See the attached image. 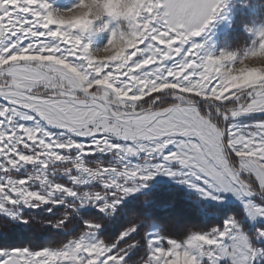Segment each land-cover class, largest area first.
<instances>
[{
	"label": "snow or ice",
	"instance_id": "6c2138e0",
	"mask_svg": "<svg viewBox=\"0 0 264 264\" xmlns=\"http://www.w3.org/2000/svg\"><path fill=\"white\" fill-rule=\"evenodd\" d=\"M83 2L0 0V241L78 229L58 244L0 246V264H264V225L249 235L228 215L177 237L146 191L165 175L204 200L232 194L264 219V79L228 72L264 51V25L247 28L239 56L215 55L198 38L228 0H113L116 11L96 0L104 16L70 26L64 13ZM94 30H111L109 46L125 41L123 55L95 58ZM242 116L259 118L241 126ZM56 206L55 220L34 211Z\"/></svg>",
	"mask_w": 264,
	"mask_h": 264
},
{
	"label": "rangeland",
	"instance_id": "374dc122",
	"mask_svg": "<svg viewBox=\"0 0 264 264\" xmlns=\"http://www.w3.org/2000/svg\"><path fill=\"white\" fill-rule=\"evenodd\" d=\"M51 2L54 7L65 8L70 4L78 2V0H51ZM262 25H264V0H228L227 7L224 12L221 13V17L205 34L202 35L201 38L198 39L205 43L209 52L215 55H218L221 51H240L242 54L243 49L251 47L253 38L252 33L247 31V28L259 27ZM99 26L100 22H97L95 27L98 28ZM111 27H114V25L110 26V29ZM110 36L111 30L105 32L94 30L92 33L85 35V42L90 43L93 49L102 48L107 44ZM256 118L259 117L242 116L239 118L238 124L241 126L250 125ZM26 123L31 124L32 122L28 121ZM159 184L172 185L186 191L195 201L200 200L204 203L209 210H213L214 208H217L220 211L226 210L229 215L243 218L244 223L242 227L248 231L249 235L253 234L257 227L264 225V219L258 218L252 220L249 218L244 203L232 194H227L222 201L204 200L195 189L190 188L188 185L180 184L175 178L165 175H158L149 181V187L146 191L152 190ZM137 195H139V193L135 194V196ZM132 198L133 197L128 198L126 202ZM47 207L48 206L46 205L45 208ZM58 209H62V206L53 207L51 213L42 209H36L34 211L37 214L51 215ZM90 211L97 212L95 209ZM208 216H211V214H208ZM187 217H189V215H187ZM179 219L182 220V223L186 222H183L181 217Z\"/></svg>",
	"mask_w": 264,
	"mask_h": 264
},
{
	"label": "trees",
	"instance_id": "16d2710c",
	"mask_svg": "<svg viewBox=\"0 0 264 264\" xmlns=\"http://www.w3.org/2000/svg\"><path fill=\"white\" fill-rule=\"evenodd\" d=\"M150 191L156 201V204L158 205L156 210L157 216L162 222L169 224L170 231L177 237L183 235L184 230L189 224H198L200 227L207 230L210 226L221 224L223 219L229 215L226 210L220 211L217 208L209 211L210 213L219 211V215L211 214V216H208L200 214L193 203L195 200L192 196L186 191L172 185L159 184ZM139 195L126 202V205L129 208L133 207L134 202ZM61 212L62 209H58L51 215L40 213L39 215L48 220H55ZM95 214H97L96 211H89L85 213V215ZM187 215H189V217H187ZM180 217L183 219V222H186L182 223V220L179 219ZM122 223L123 221L120 222V224ZM120 224H117L116 228H119ZM116 228H113L111 231L115 233ZM77 231L78 229L72 228L70 232L65 233L58 232L54 228H48L44 232L35 236L27 231H18L5 240L0 241V246L41 247L46 246L50 241L54 244H58L62 239L75 235Z\"/></svg>",
	"mask_w": 264,
	"mask_h": 264
},
{
	"label": "clouds",
	"instance_id": "9594fccd",
	"mask_svg": "<svg viewBox=\"0 0 264 264\" xmlns=\"http://www.w3.org/2000/svg\"><path fill=\"white\" fill-rule=\"evenodd\" d=\"M104 6L111 11H116L113 0H104ZM104 6H97L96 0H84L83 6L77 7L72 12L64 13L70 26L77 28H88L94 21L100 20L104 14ZM125 41H117L112 45L106 44L102 48L93 49L97 59H116L123 55ZM239 56L240 51H233ZM228 72L233 79L240 82H250L264 79V51H257L241 57L239 63L229 67Z\"/></svg>",
	"mask_w": 264,
	"mask_h": 264
}]
</instances>
